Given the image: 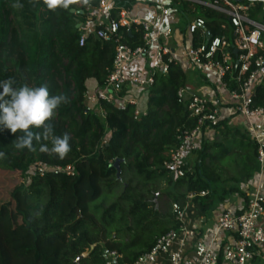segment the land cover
<instances>
[{"label": "trees", "instance_id": "trees-1", "mask_svg": "<svg viewBox=\"0 0 264 264\" xmlns=\"http://www.w3.org/2000/svg\"><path fill=\"white\" fill-rule=\"evenodd\" d=\"M112 1L110 16L118 18L122 8L132 9L138 0ZM87 4L86 0H70L67 9H49L45 0H0V80L11 78L15 86L44 85L51 95L65 94L68 102L56 110L51 123L53 135L67 134L71 145L60 157L51 151L52 137L42 136L33 141V150H18L13 147L18 133L0 131V264H105V249L117 251L120 263L132 262L160 235L179 227L174 217L162 218L148 203L144 189L149 182L172 181V172L163 164L178 144L180 132L196 124L178 100L179 88L191 85L188 70L171 64L167 74H156L147 110L138 117L135 105L105 101V121L95 112H87V81L94 79L98 87L105 84L116 48L114 41H103L93 32L80 44ZM262 5L258 3L251 14L260 13ZM42 10L47 13L43 19L39 16ZM204 13L212 34L221 33L227 18L211 10ZM123 40L132 46L143 44L134 29L125 32ZM200 77L205 85H211L205 76ZM211 91L213 94H207L213 98ZM255 105L264 106V85L257 88ZM219 133L224 136L222 142L215 140ZM41 146L47 150L41 151ZM213 147L217 149L211 152ZM193 152L198 153L195 168L183 177L173 173L176 186L185 193L215 190L222 168L215 160L235 162L240 170L232 180L237 183H249L260 171L257 143L247 131L233 128L231 117L222 119L212 138L203 137ZM116 159H120L121 171L134 173L139 184L126 185L119 200L104 209L103 201L118 184ZM41 160L52 165L72 164L77 173L30 177L31 165ZM89 175L96 180L97 191L88 198L82 192L77 197L76 191L87 183ZM185 193L180 195L182 205ZM225 193L222 200L234 193L246 199V192L238 186ZM199 198L198 210L204 213L211 201L199 195L194 199ZM123 232L131 235L129 240H123ZM219 264H223L222 253Z\"/></svg>", "mask_w": 264, "mask_h": 264}, {"label": "built area", "instance_id": "built-area-1", "mask_svg": "<svg viewBox=\"0 0 264 264\" xmlns=\"http://www.w3.org/2000/svg\"><path fill=\"white\" fill-rule=\"evenodd\" d=\"M86 1L89 20L103 17L96 22L94 30H83L80 44H84L89 32L116 44L105 84L85 93L87 112H95L105 121L103 101L136 106L141 95L154 84L156 74H167L171 64L192 68L208 79L215 95L211 98L206 91H196L188 86L179 88L178 100L186 105L196 124L180 132L179 142L169 151L163 166L179 177L185 176L190 170V153L200 147L203 137L212 138L215 126L229 117L231 123L237 120L257 143L260 164L257 182L253 189L245 191L242 206H227L217 217L214 238L219 233L231 237L223 251L212 242L198 239L203 217L190 221L187 211L197 195L207 193L189 191L186 204H173L178 228L160 235L149 250L132 262L120 263L121 255L117 251L105 249V264H219L220 253L223 264L264 261V106L255 105L257 88L264 85V15L257 14L256 18L251 14L264 0H138L134 6L141 2L153 3L156 13L145 17L134 14L133 9L122 8L118 18L110 16L114 9L112 0ZM206 10L227 18V22L221 24V33L212 34L210 19L204 13ZM178 12L186 18L184 26L167 20ZM132 29L141 34L142 45L132 46L123 40L124 33ZM142 58L148 59L142 72L126 69L129 63ZM223 105L230 107L224 109ZM142 113L145 111L136 108V117ZM48 173L75 176L77 169L72 164L52 165L41 160L34 162L29 170L30 177Z\"/></svg>", "mask_w": 264, "mask_h": 264}, {"label": "clouds", "instance_id": "clouds-1", "mask_svg": "<svg viewBox=\"0 0 264 264\" xmlns=\"http://www.w3.org/2000/svg\"><path fill=\"white\" fill-rule=\"evenodd\" d=\"M45 3L49 9H67L70 0H45ZM67 102L65 94L51 95L44 85L15 86L11 78L0 80V131L6 129L10 133H18L13 144L18 150H33L34 140L39 141L42 136L45 139L52 137L51 151L63 157L71 150L69 136H54L51 121L56 110ZM36 129L40 131H34ZM46 150L41 146V151Z\"/></svg>", "mask_w": 264, "mask_h": 264}, {"label": "rangeland", "instance_id": "rangeland-1", "mask_svg": "<svg viewBox=\"0 0 264 264\" xmlns=\"http://www.w3.org/2000/svg\"><path fill=\"white\" fill-rule=\"evenodd\" d=\"M136 6H134L132 9H135ZM40 18L43 19L47 16V13L45 10H42L39 14ZM257 16V15H256ZM10 18L12 20L13 25H15V19L13 18L12 14L10 15ZM258 18V16L256 17ZM102 20H104V18H102ZM81 27V26H80ZM95 27V26H94ZM94 27L92 30H94ZM87 31V29H85ZM83 31V29H82ZM90 31V30H88ZM188 76L189 79H191V73L188 70ZM211 89L213 88L212 85L209 86ZM91 90L92 88H89L87 86V90ZM148 92H145L141 95L140 99H139V103L136 105V108L141 110V111H146L147 110V105H148ZM232 127L233 128H240L243 129V127L241 125H239L238 123H232ZM244 130V129H243ZM215 140L218 142H222L224 141V136H222V133H219L218 135L215 136ZM217 147H213L210 149V151H214L216 150ZM207 161L209 162L210 160L207 159ZM198 162V153L195 152H191L190 155L188 156V164L190 167V170H193L196 166ZM215 164L217 166L222 167L220 170V174H221V180L214 184V191L211 192V189L205 190L206 191V195H204L207 199H209L211 201V204L214 202V200L218 199V200H222L221 199V195H225V191H227V189H229L230 187H239L241 189V187L245 184L244 182L241 183H237L234 180H232L233 177H238L239 175V167L235 164V162L232 159L226 160L223 163H220L218 160H215ZM170 178L172 179L171 182H169L166 179L163 180H156L155 182H149L146 185V188L144 189V193L146 195V200L148 201L149 204H153L154 208L160 213L162 218H173L174 214L172 211L173 208V204L174 203H183V199L182 197H180L181 193H185V189L184 188H180L177 187L175 184V180H176V176L173 173H170ZM87 180V183H83V185L81 186L82 188H80L79 191H76V196L79 197L80 193H84L86 195V197L88 198L89 195L94 194L97 190V182L94 178L91 177V175L87 176L85 178ZM117 179H118V184L115 187L113 193L111 194V196L109 198H107L106 200L103 201V208H107L109 207V205L114 202V201H118L120 196L123 194L126 185L128 186L129 183H131L132 186H136L139 184V178L132 173L131 171H121V173L119 175H117ZM148 189L149 192H146ZM224 192V194H223ZM185 194H188L185 193ZM203 196V197H204ZM186 201H184V203L186 204L187 202V195H186ZM200 198L199 199H193L190 202V209H189V214L191 213H197L199 212V202H200ZM102 203V202H101ZM175 218V217H174ZM173 218V219H174ZM130 234L127 232H123L121 233V237L123 238V240H129L130 238ZM85 255V254H84ZM261 261L257 260L254 262V264H263L264 261H262L263 263H260Z\"/></svg>", "mask_w": 264, "mask_h": 264}, {"label": "crops", "instance_id": "crops-1", "mask_svg": "<svg viewBox=\"0 0 264 264\" xmlns=\"http://www.w3.org/2000/svg\"><path fill=\"white\" fill-rule=\"evenodd\" d=\"M152 1L155 0H151L150 2ZM148 4L142 2L139 3L135 7V9H133V13L140 16L152 17L156 13L154 4L153 3L151 5ZM179 14H180L179 12L178 14L177 13L172 14L167 18V20L175 23L177 26H184L186 23V18L181 17ZM262 15H264V1L262 5V10L260 11V13H258V16H262ZM101 17L103 16H98V18L96 17L92 21L89 20V18H87V22L86 24H84L83 30L87 29V31L88 30L91 31L95 26L96 22L100 20ZM147 63H148V59L142 58L136 62L129 63L126 69L130 72L140 73L146 68ZM187 70H189L191 73L190 87L192 89L196 91H206L207 93L213 94V92L211 91L212 89L209 86L205 85L203 79L200 77L201 74L197 70L192 68ZM87 86L89 88H95L97 86V83L94 79H89L87 81ZM235 122L238 123L237 120ZM257 179H258V175L256 176V178H254V180L250 181L247 184H244L241 187V190L247 191L249 189H253L255 183L257 182ZM263 182H264V176H263ZM263 191H264V185H263ZM242 204H243V197L238 193H234L227 196L224 200H218V199L214 200V202L208 207L207 211L204 213L197 212L195 214L194 213L188 214V219L190 221H195L198 218L203 217V222L201 225V230L198 235V239H201L207 243L212 242L217 249L223 251L224 247H226L230 242L231 237L229 234L219 233L217 237L214 238V235L217 231V217L220 215L221 211H223V209L226 208L227 206H234L240 208ZM189 207H190V203H189ZM260 263L263 262L261 261Z\"/></svg>", "mask_w": 264, "mask_h": 264}, {"label": "water", "instance_id": "water-1", "mask_svg": "<svg viewBox=\"0 0 264 264\" xmlns=\"http://www.w3.org/2000/svg\"><path fill=\"white\" fill-rule=\"evenodd\" d=\"M237 1H241V0H237ZM81 24L78 23L77 27H80ZM210 37V32H207V38ZM234 53L237 54V50H234ZM114 167L117 169V175H119L121 173V168H120V159H116L115 163H114ZM85 255L83 254L81 257H84Z\"/></svg>", "mask_w": 264, "mask_h": 264}]
</instances>
